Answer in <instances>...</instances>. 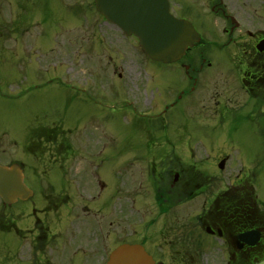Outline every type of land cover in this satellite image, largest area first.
<instances>
[{
	"label": "flooded vegetation",
	"instance_id": "af4514ba",
	"mask_svg": "<svg viewBox=\"0 0 264 264\" xmlns=\"http://www.w3.org/2000/svg\"><path fill=\"white\" fill-rule=\"evenodd\" d=\"M168 1L200 40L150 83L139 80L156 87L142 112L156 126L118 142L109 119L87 110L75 126L60 116L27 129L21 141L12 134L3 142L0 133V161L18 162L29 188L25 199L0 198V264H108L124 244L139 245L140 258L153 264H256L264 256V208L254 189L259 163L224 173L219 163L230 158L219 146L223 136L194 135L198 102L205 122L217 126L240 107L264 115V0ZM15 9L0 15V64L16 69L32 51V35L19 29L17 1ZM117 40L109 37L108 50L122 55ZM212 53L229 64L222 82H210ZM171 116L174 127L166 125ZM247 119L260 141L264 130ZM19 146L21 155L4 157ZM198 149L209 152L201 157Z\"/></svg>",
	"mask_w": 264,
	"mask_h": 264
},
{
	"label": "rangeland",
	"instance_id": "374dc122",
	"mask_svg": "<svg viewBox=\"0 0 264 264\" xmlns=\"http://www.w3.org/2000/svg\"><path fill=\"white\" fill-rule=\"evenodd\" d=\"M16 1L20 23L31 31L32 51L19 60L16 69L0 64V133H3V142L10 141L12 134L15 140L21 141L27 129L49 124L58 116H62L67 125H73L87 110L100 119H109L118 142L127 141L142 127L157 125L155 119L142 113L149 108V102L157 98L156 87H142L140 81L145 84L150 83L151 78L156 79L163 65L148 63L139 81L135 77L137 65L130 60L134 52L130 50L124 65L128 79L110 80L114 58L99 35L108 32L104 34V38L107 37L112 28L96 15L90 6L92 0H0L2 14L4 9L15 7ZM127 42L130 46L135 43L131 39ZM205 60L208 62L207 55ZM209 60L213 64L208 68L212 74L210 82L224 81L222 67L229 65L224 55L212 53ZM94 81L99 84V95L96 96L92 95ZM201 110L202 104L198 102L195 138L206 133L222 135L224 142L219 146L229 156V166L233 169L242 162L251 167L259 163L256 193L264 202V132L260 141L255 142L252 132L247 131L253 125L248 122V115L255 118V124L261 130H264V115H255L257 113L240 107L233 109L225 116L223 124L217 126L214 121L205 122L199 114ZM183 120L181 117L180 124ZM166 125H176L175 118H166ZM226 171L231 172L229 168Z\"/></svg>",
	"mask_w": 264,
	"mask_h": 264
},
{
	"label": "water",
	"instance_id": "95a60500",
	"mask_svg": "<svg viewBox=\"0 0 264 264\" xmlns=\"http://www.w3.org/2000/svg\"><path fill=\"white\" fill-rule=\"evenodd\" d=\"M97 11L116 24L126 34L133 33L145 54L156 61L170 63L179 59L186 47L197 40L191 25L173 18L166 0H94ZM27 188L21 180L19 166L0 165V196L4 200L24 197ZM137 246H122L112 264H142L126 259L139 255ZM257 264H264V259Z\"/></svg>",
	"mask_w": 264,
	"mask_h": 264
}]
</instances>
